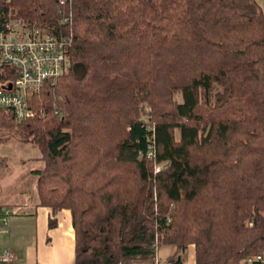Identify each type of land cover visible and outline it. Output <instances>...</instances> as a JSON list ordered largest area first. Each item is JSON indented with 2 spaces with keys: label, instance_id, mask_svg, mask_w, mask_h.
Segmentation results:
<instances>
[{
  "label": "trees",
  "instance_id": "1",
  "mask_svg": "<svg viewBox=\"0 0 264 264\" xmlns=\"http://www.w3.org/2000/svg\"><path fill=\"white\" fill-rule=\"evenodd\" d=\"M8 9L70 39L66 71L31 98L40 113H0V125L36 145L32 206L69 211L74 264H153L164 244L175 252L163 264H183L189 244L194 264L263 252L264 15L254 0H0Z\"/></svg>",
  "mask_w": 264,
  "mask_h": 264
},
{
  "label": "built area",
  "instance_id": "2",
  "mask_svg": "<svg viewBox=\"0 0 264 264\" xmlns=\"http://www.w3.org/2000/svg\"><path fill=\"white\" fill-rule=\"evenodd\" d=\"M61 21H69V17H63ZM69 43V37L51 35L9 9L0 12V113L15 122L40 113L30 106L31 98L43 83L54 82L66 71ZM9 215V208L0 205V226L7 225ZM4 232L9 233L8 230ZM13 260L11 252L0 247V264H12ZM153 264L163 263L155 255ZM241 264H264V251L246 257Z\"/></svg>",
  "mask_w": 264,
  "mask_h": 264
},
{
  "label": "crops",
  "instance_id": "3",
  "mask_svg": "<svg viewBox=\"0 0 264 264\" xmlns=\"http://www.w3.org/2000/svg\"><path fill=\"white\" fill-rule=\"evenodd\" d=\"M2 203L5 204L0 201ZM16 207L19 213L10 217L5 227L0 226V247L11 252L12 264H74L73 229L67 209L52 213L48 207L23 202L16 203ZM49 219L55 220V225L50 228L47 225ZM160 248L165 249L158 254ZM189 251L194 264L192 247L187 248L185 261ZM174 252L173 245H160L156 257L163 261Z\"/></svg>",
  "mask_w": 264,
  "mask_h": 264
},
{
  "label": "rangeland",
  "instance_id": "4",
  "mask_svg": "<svg viewBox=\"0 0 264 264\" xmlns=\"http://www.w3.org/2000/svg\"><path fill=\"white\" fill-rule=\"evenodd\" d=\"M254 1L264 15V0ZM173 99L179 101L180 97L175 93ZM18 128L15 125H0V201L10 205V208L8 207L10 210L9 219L19 213L16 205H11L12 203L33 204L37 202L35 177L30 173V170L42 165L36 145L31 141L23 140ZM173 135L177 140L178 131L174 130ZM155 168L157 170L161 166ZM188 247L193 248L191 244ZM163 249L165 248L158 249V254L162 253ZM128 264L135 263L128 262ZM184 264H193L190 251Z\"/></svg>",
  "mask_w": 264,
  "mask_h": 264
}]
</instances>
